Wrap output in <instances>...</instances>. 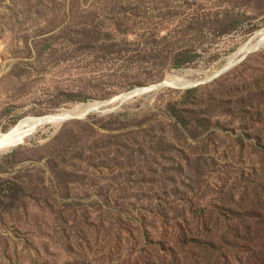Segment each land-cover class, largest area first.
I'll use <instances>...</instances> for the list:
<instances>
[{"label": "rangeland", "instance_id": "obj_1", "mask_svg": "<svg viewBox=\"0 0 264 264\" xmlns=\"http://www.w3.org/2000/svg\"><path fill=\"white\" fill-rule=\"evenodd\" d=\"M263 29L264 0H0V134L103 104L0 153V264H264V47L118 100Z\"/></svg>", "mask_w": 264, "mask_h": 264}, {"label": "bare ground", "instance_id": "obj_2", "mask_svg": "<svg viewBox=\"0 0 264 264\" xmlns=\"http://www.w3.org/2000/svg\"><path fill=\"white\" fill-rule=\"evenodd\" d=\"M260 45H264V31L256 34V36L252 40V42L242 46V48H240V50L237 54L238 55L242 54V56H243L247 52H249L253 49H256ZM237 59L235 57L231 58L229 60L228 64L233 63ZM165 81L168 82L172 87H174V86H191V85L198 83V82L187 81L186 79H184V77L183 78L166 79ZM116 100H114V101H116ZM114 101H112V102H114ZM100 106H101V104L96 103V102L87 103V104H79V105L72 107L71 110L74 112L73 115L81 116V115H84V114L89 113V112L91 113V111L97 110ZM67 115H69V112L63 110L61 112L51 114V115H47L44 117L27 118V119L20 121L19 123H17L13 127H11L5 134H0V153L9 151L12 148L21 144L23 139L25 137H27L33 130H35L41 126L43 127V122H45L46 120H48L50 122L51 126L52 125L54 126V125L60 124L59 123L60 120L65 118Z\"/></svg>", "mask_w": 264, "mask_h": 264}, {"label": "water", "instance_id": "obj_3", "mask_svg": "<svg viewBox=\"0 0 264 264\" xmlns=\"http://www.w3.org/2000/svg\"><path fill=\"white\" fill-rule=\"evenodd\" d=\"M264 47V45H260L259 47H257L256 49H253L249 52H247L245 55H243L239 60H236L234 61L233 63L231 64H228L224 69H222L221 71H219L215 76L211 77V78H208L206 79L205 81L201 82V83H197V84H194V85H191V86H174L175 88H178V89H185V88H190V87H198L199 85L201 84H205L217 77H219L220 75H222L223 73L227 72L228 70L232 69L234 66H236L238 63H240L242 60H244L250 53H253L257 50H259L260 48ZM242 54H237L235 56V58L237 59L239 56H241ZM164 87H172L168 82L166 81H163L161 83H158V84H155V85H151V86H148V87H145V88H138L132 92H129L127 94H124L122 95L118 100H121V102L123 101H127L129 99H132L134 97H137V96H141V95H144V94H147V93H151L155 90H158V89H161V88H164ZM105 104V103H104ZM103 104H101L102 106ZM100 106V107H101ZM99 107V108H100ZM99 108L97 110H94V111H91V112H97L99 110ZM69 112V115H67L65 118L61 119L59 123H62V122H65L67 120H71V119H76V118H81L89 113H86L84 115H81V116H76V115H73V111L70 109L68 110ZM43 125H50V122L48 120H46L45 122H43ZM30 135V134H29ZM28 135V136H29Z\"/></svg>", "mask_w": 264, "mask_h": 264}]
</instances>
